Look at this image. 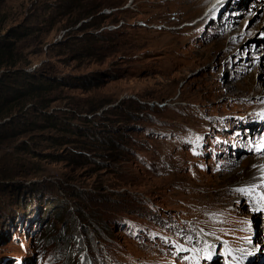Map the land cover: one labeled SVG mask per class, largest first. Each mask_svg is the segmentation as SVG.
I'll list each match as a JSON object with an SVG mask.
<instances>
[{
	"label": "rangeland",
	"instance_id": "obj_1",
	"mask_svg": "<svg viewBox=\"0 0 264 264\" xmlns=\"http://www.w3.org/2000/svg\"><path fill=\"white\" fill-rule=\"evenodd\" d=\"M256 1L168 20L159 0H0V42L23 35L18 70L50 88L45 109L5 120L48 128L0 143V264L264 262V165L250 161L263 162L264 98L229 90L264 80L250 76L264 60ZM225 191L233 215L208 204ZM101 219L106 240L89 227Z\"/></svg>",
	"mask_w": 264,
	"mask_h": 264
},
{
	"label": "trees",
	"instance_id": "obj_2",
	"mask_svg": "<svg viewBox=\"0 0 264 264\" xmlns=\"http://www.w3.org/2000/svg\"><path fill=\"white\" fill-rule=\"evenodd\" d=\"M9 38L10 37H6L3 39L2 42H0V126L3 127L2 128L3 131L2 132L0 131V143L4 142L5 140H9L11 137L32 132L34 128L36 129L48 128V127H45V124L43 123H40V124L34 123L35 125L33 129H29V128L26 129L25 125L29 127L33 124H30L28 122L25 123L24 121V123L18 125V127L16 128V132L13 133L10 131V129H9L10 133L6 132L8 129L6 128L7 127L6 126L7 124L5 123L6 119H12V121H15L16 118H18L19 120H22L23 118L21 117V115L16 114L15 112L16 109H19V110H22L24 108H26V110L33 109L36 112H38V109L43 110L48 105V104L43 103L44 101L43 96L50 92V88L48 86H45L43 84V81L38 79V75L29 73L25 70H18L17 66L20 61L19 60L20 56L19 54H17V49H18L17 43L18 41L24 38L23 35L22 36L14 35V38L17 40L16 42L9 41ZM8 69H14L15 71L13 73L8 72L10 74L8 75L6 73V70ZM3 92H6V93H3ZM32 101H41V105H38L37 103H32ZM14 115H17V116H14ZM49 122H52V121H50L49 119ZM52 123L54 124H49L48 126L56 130H61L64 133H68L71 136L78 135L80 133L84 134L83 131H80V130H78V132L72 131L68 127H65V126L61 127L60 125H56L58 123H55V122H52ZM102 132L104 133L103 135H105V137L107 138L110 137V136H107L108 134L107 131L102 130ZM100 133H101V130H98V133L94 136V138L96 137V139H98L97 140L98 142H103V144H107L111 146L112 149H116L113 146L118 147L115 141H113L112 139H109V141L108 140L106 141L105 140L106 138L104 139V137L102 136L100 137L99 136ZM64 208H67L66 205H64ZM96 216L97 214L93 213V217H96ZM96 222L97 223L94 224L95 221H93V223H91L89 227L96 232V235L99 239L106 240V236H104V232H102V230L107 228V224L105 223L104 219H101L99 222L98 221ZM51 230H52V225L50 226L48 225L47 229L45 230V233H43L42 236L41 235L39 236L38 241H37L38 245H40L43 240L48 241L50 239ZM84 233L88 237L91 236L89 235L87 228L84 229ZM61 237H62V234L56 237L54 235L51 238H57L56 240H58ZM88 245L90 246V243Z\"/></svg>",
	"mask_w": 264,
	"mask_h": 264
},
{
	"label": "bare ground",
	"instance_id": "obj_3",
	"mask_svg": "<svg viewBox=\"0 0 264 264\" xmlns=\"http://www.w3.org/2000/svg\"><path fill=\"white\" fill-rule=\"evenodd\" d=\"M227 1L228 0H159L160 5H163V7L168 6L169 8L157 11L155 16L158 19L178 20V19H181L183 17H185V18L192 17V16H196V17L200 16L201 17L204 14L203 12H205L206 10L208 11L207 16H209L212 12L220 11L222 9V7H224V5L226 4ZM240 2H241L240 4H242V5L251 3L250 0H240ZM256 3H257L256 11H258V13H259L258 15H261V10H262V13L264 11L263 10L264 9V1L263 2L256 1ZM207 6H209V7H207ZM245 34H248V33H245ZM260 47H261V45L259 43L257 45V49H260ZM262 57H264V56H262ZM263 61H264L263 59L259 60V62H261L262 67L258 68L259 66H257V70L252 75H250L251 77H253L254 74H257L258 72L261 74L264 73ZM257 62L255 61L254 63L257 65ZM243 81L244 80L241 81L240 85L234 84V85L229 86V88H230L229 90L231 92H234L233 94H235L236 97L246 98L245 94L252 92L251 97L255 98V97L259 96V97L264 98V80H262L260 78H258V80L256 78H247V79H245L244 82ZM247 97H249V96H247ZM261 101L262 102H259V104L264 105V101L263 100H261ZM262 148H264V147H262ZM260 158H261V161H263V162H258V161L255 162L253 160H250V161L254 162V164L261 163L264 165V151H260ZM258 171H259V173L256 172L258 174V181L257 182H259L258 184L261 186L262 189H264V167L260 168V170H258ZM254 177L255 176H252L251 178H254ZM229 188H231V187H229ZM220 190H222V189H220ZM204 192H207L205 190V188L196 190V194H197L196 196H201V198H202V196H204ZM225 194H226L225 197L223 194L220 195L221 198H227L220 205L214 206L211 203H208V204L211 208L214 209L215 212H217V209H219V208H222V209L225 208L226 212L228 214L233 215L235 212H233L234 208L231 207V204L235 201L236 192H226ZM216 195H217V193H216ZM198 199H200V198H198ZM200 200H202V199H200ZM215 215H217V213ZM258 222H260L261 227L263 228L264 227L263 215H261L259 217ZM251 259H253V258H251ZM258 261H259L258 259L250 260V258L246 257L242 260L232 261V263H234V264H237V263H240V264H245V263H247V264H264V262L260 261V263H259Z\"/></svg>",
	"mask_w": 264,
	"mask_h": 264
},
{
	"label": "clouds",
	"instance_id": "obj_4",
	"mask_svg": "<svg viewBox=\"0 0 264 264\" xmlns=\"http://www.w3.org/2000/svg\"><path fill=\"white\" fill-rule=\"evenodd\" d=\"M106 253V252H105ZM107 254V253H106ZM109 257H110V261H112V258H111V256L109 255ZM264 258V257H263Z\"/></svg>",
	"mask_w": 264,
	"mask_h": 264
}]
</instances>
